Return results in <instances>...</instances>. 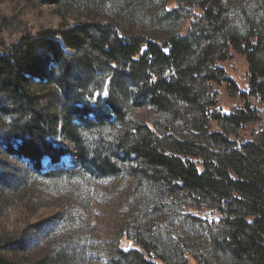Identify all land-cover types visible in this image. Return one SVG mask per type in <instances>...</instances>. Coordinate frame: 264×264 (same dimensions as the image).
<instances>
[{
  "label": "trees",
  "instance_id": "obj_1",
  "mask_svg": "<svg viewBox=\"0 0 264 264\" xmlns=\"http://www.w3.org/2000/svg\"><path fill=\"white\" fill-rule=\"evenodd\" d=\"M159 1L41 0L63 17L68 6L110 7L121 21L90 16L29 30L0 47V194L18 193L35 176L114 182L133 211L105 264H264V131L240 147L229 133L261 120L248 97L264 105V12L242 27L231 0H197L189 11L157 15ZM149 15L166 36L127 28ZM10 24L0 16L2 36ZM234 54L248 64L249 93L223 68ZM224 86L231 98L244 99L229 115L215 110ZM143 110L162 121L138 124L133 114ZM194 112L208 143L178 135L176 122ZM71 146L77 167L44 172L45 159L60 164ZM50 216L28 237L1 238L0 264L85 262V251L73 249L69 238L60 246L55 233L50 253L33 257L35 236L41 244L45 231L68 218ZM168 217L174 232L159 223ZM129 242L135 248L123 247Z\"/></svg>",
  "mask_w": 264,
  "mask_h": 264
},
{
  "label": "rangeland",
  "instance_id": "obj_2",
  "mask_svg": "<svg viewBox=\"0 0 264 264\" xmlns=\"http://www.w3.org/2000/svg\"><path fill=\"white\" fill-rule=\"evenodd\" d=\"M197 0H170L165 3L159 1L155 5V14L161 15L164 10L183 8L189 11V4ZM258 0H231L230 9L235 17L236 23L242 27L246 26L244 19H253L264 12ZM264 5V0H261ZM185 4V5H184ZM81 9L79 6L66 7V16L63 17L56 12L53 6L41 5V0H0V16L10 21L4 36L0 34V47H6L11 41L29 30L38 33L40 31L59 29L65 24L74 25L77 21L89 19H112L117 22L113 8L98 10L95 6ZM191 10V9H190ZM193 10V8H192ZM144 24L127 26V28L138 33L164 37L167 34L163 25H151L150 20H156L154 16H148ZM123 20V19H122ZM140 22V21H138ZM227 77L233 79L241 92L249 93L250 78L249 67L242 55L234 54L233 59L223 66ZM219 106L215 108L223 114H231L233 110L244 107L243 98H231L224 86L219 89ZM205 92L204 100L209 97ZM106 97V93L104 95ZM254 107L260 112L261 120L256 123L246 124L241 129L230 128V139L240 147L252 138L254 131H264V105H260L254 97H248ZM133 116L138 124L145 121L159 120L149 110L136 111ZM201 115L196 112L185 115L184 121L176 122L179 125L178 135L187 141L207 142L203 140L204 131L199 127ZM214 132L221 131L218 122L209 120ZM201 129L202 131H200ZM213 132V131H212ZM169 135V134H168ZM58 144L68 146L66 142L59 139ZM71 153L64 157L60 164L52 166L48 159L43 161L44 172H52L53 169H71L78 166L77 151L70 147ZM28 164L27 162H25ZM122 191V190H121ZM123 192L116 190V183L105 184L97 180L78 179L74 175H62L57 177L35 176L30 185L22 187L16 194H0V239L7 235L14 237L24 234L26 237L32 235L34 226L43 217H51L52 214L62 213L67 215L66 221L59 227L45 231L44 240L38 243V235L35 236V244L32 248L33 257L49 254L52 250V239L58 244H67L68 238L73 249L79 253L85 251L87 257L80 264H105L107 256L119 239L122 230L129 228L128 221L132 216V210L127 208ZM133 211V210H132ZM205 214V213H203ZM48 216V217H47ZM212 220L209 216H204ZM166 228L167 232L177 230L174 219L168 217L166 221L159 222ZM28 232H27V231ZM27 232V233H26ZM52 235L51 239L50 236ZM48 237V242L47 238ZM34 243V242H33ZM123 247L135 248L133 242L125 243ZM190 264H196L191 262Z\"/></svg>",
  "mask_w": 264,
  "mask_h": 264
}]
</instances>
